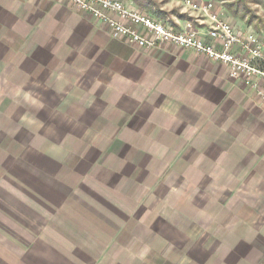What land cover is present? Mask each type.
<instances>
[{"label": "crops", "instance_id": "0c3cea01", "mask_svg": "<svg viewBox=\"0 0 264 264\" xmlns=\"http://www.w3.org/2000/svg\"><path fill=\"white\" fill-rule=\"evenodd\" d=\"M0 84V264H155V241L145 245L144 230L126 228L138 223L126 213L138 199L127 201L118 191L135 180L123 154L138 146L131 142L209 145L204 161L215 167L226 161L223 147L240 129L256 141L251 149L264 148V106L224 65L169 44L146 51L114 40L104 24L65 0H0ZM33 98L46 106L28 104ZM37 111L54 117L46 126L28 122ZM92 129L124 134L112 145L92 146L85 141ZM193 131L220 133L205 144L203 134L192 142ZM101 156L111 183L95 172ZM201 180L189 193L193 208L209 191L220 194ZM224 226L206 241L195 239L188 248L192 264L246 263L257 253L264 264V233L236 235ZM167 228L163 243L182 247L184 240Z\"/></svg>", "mask_w": 264, "mask_h": 264}, {"label": "rangeland", "instance_id": "374dc122", "mask_svg": "<svg viewBox=\"0 0 264 264\" xmlns=\"http://www.w3.org/2000/svg\"><path fill=\"white\" fill-rule=\"evenodd\" d=\"M120 1L126 8L148 14L156 20L160 19L167 23L176 22L181 27L190 25L196 29L204 26L200 20L205 19V16L184 8V0ZM195 1L211 3L213 11L219 14L221 19L231 24L236 33L244 35L253 32L264 42V0ZM179 20H183L184 23L180 24ZM31 102L35 104V107L37 104L46 106L43 100L36 98L30 99L28 104ZM15 106L19 107L18 104ZM29 107L33 108L32 106ZM16 117L14 115L12 121L15 122ZM53 117L52 115L40 114L37 111L30 115L28 122L35 123L37 126L42 123L46 126L50 122V118ZM45 131V127H42L41 133L46 134ZM148 133L143 132L145 135ZM160 133L157 131L154 132V135L159 137ZM191 133L193 134L192 142L197 139L198 135L202 136L203 134L205 137L203 143L211 144L212 140L209 138L220 132L193 131ZM123 134L124 131L92 129L85 134V141L92 146L97 143L102 145L103 143H110L112 145L119 142ZM152 134L150 132V137ZM82 135L80 131L72 132V136L76 139L82 138ZM185 142V140L177 139L172 141L171 145L160 148L158 146L149 147L150 143L146 140L142 141L141 144L135 141L131 143L138 146H131L129 151L126 150L123 153L129 154L128 158L132 163V168L136 170L133 175L135 180L123 185L118 191L125 194L124 198L133 196L138 199L136 203H129L133 210L129 208L130 210H127L126 213L132 211L135 213V219H139L138 223L130 224L126 228L130 231L129 234H135L137 229L144 230L147 240L145 245L149 241H155L154 245L159 251L155 256V264H192L188 257L190 252L188 248L191 245L194 246L197 237H203L202 240L206 241L207 237L217 235V230L221 228V225H225L223 227L225 230L228 229V226L233 227V232L236 235L251 234L252 236L264 233V223L260 221V215H264V213L261 212L260 214L259 211L264 207V163L262 162L264 148L251 149L256 142L252 140L251 133L245 132L244 129L235 131V137L227 146L223 147L225 152L220 158L226 157V161L218 163L216 167L211 162L204 161L203 154L209 145L198 147ZM250 151L252 153H249ZM257 157L258 159L254 163L253 160ZM99 161L95 172L100 175L99 179L111 183L110 177L113 174L110 172L111 175L108 178L109 174L105 172L106 168L104 167L105 165L108 166L106 164L107 157L101 156ZM99 169L102 173H99ZM229 170H232L231 174ZM202 176L206 179L204 181L209 184L207 188L210 190L212 188L220 189V194L214 196L212 190L209 191L210 194L203 199L201 204L197 208H193L191 206L194 199L193 194L195 191L197 192L198 184L203 183ZM231 176H235V178ZM108 190L110 194L116 192L113 185ZM229 192L232 193L230 201L226 196ZM189 193L193 194L190 195ZM129 202H131L130 199ZM132 212L129 214L131 219H133L131 217ZM148 223L153 224L155 228H149ZM162 224L168 225L167 227L174 230L172 234L173 236L176 235L178 241L180 240L179 237L184 240L182 247H175L179 245V242L163 243L162 236H167L170 229ZM155 237L156 239H154ZM151 245L153 246V242ZM209 245L210 243L204 245L206 252L208 250L206 247ZM162 246L165 247L166 251L165 249L164 251L160 250ZM164 253L167 255L166 259L163 257ZM149 255L146 256V261L151 260L152 254ZM257 255L258 253L255 254V258L248 257L247 260L249 261H245L246 263L239 261L237 264H260L263 257ZM217 257L219 256H214V258ZM257 258L259 261H256ZM224 259L227 258H219V260Z\"/></svg>", "mask_w": 264, "mask_h": 264}, {"label": "built area", "instance_id": "2783aa9c", "mask_svg": "<svg viewBox=\"0 0 264 264\" xmlns=\"http://www.w3.org/2000/svg\"><path fill=\"white\" fill-rule=\"evenodd\" d=\"M79 11L104 24L114 40L146 51L169 44L190 50L228 69L231 80H239L254 92L264 106V42L253 32L240 35L213 11L209 2L184 0L183 6L205 19L204 36L190 25L174 29L148 14L126 8L120 0H65Z\"/></svg>", "mask_w": 264, "mask_h": 264}]
</instances>
